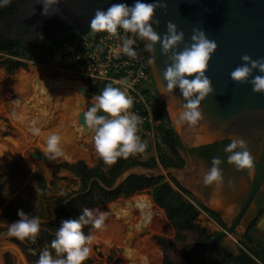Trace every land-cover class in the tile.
I'll return each instance as SVG.
<instances>
[{
    "label": "rangeland",
    "instance_id": "1",
    "mask_svg": "<svg viewBox=\"0 0 264 264\" xmlns=\"http://www.w3.org/2000/svg\"><path fill=\"white\" fill-rule=\"evenodd\" d=\"M1 61L2 59H0V264H5L7 261L12 264H29L21 247L13 241L15 237L7 235L9 223L19 219L17 210L38 216L40 222L52 221L58 198L64 194L78 191L81 186L78 177L70 171L60 168L63 163H74L81 160L88 167L102 163L105 169L111 165L104 164L96 153L92 136H89L91 133L85 132L84 128L83 132L78 129V126H81L78 121L79 109L74 107V104L76 105V101H81L78 87L87 85L83 83L81 75L73 66L67 64L65 59L57 55L52 58L49 64L29 61L27 69L18 68L14 73H8L1 65ZM37 72L51 79L69 81L74 87L71 88L70 94L62 90L60 102L57 98L51 102H38L34 97L33 87V84L37 82L33 75ZM21 76H25L28 82H22ZM23 90H28V94L21 99ZM69 98L72 100L68 101ZM14 99H19L22 104L29 107L34 105L33 109H36L37 112H35L42 118L40 122L43 124L40 131H49V134L41 132L38 135L32 134L26 123L29 121L35 125L37 121L33 120V117L28 119L22 116L14 108ZM62 103L68 104L67 108H64ZM95 103V96L91 98L87 96L85 109L87 110ZM52 133L61 137V147L72 156V160L57 158L54 162H50L33 157L35 151H40L45 155V141L47 136ZM140 138L146 144L145 151L139 153L140 159L149 160L153 156L157 157L160 140L156 131L147 133ZM186 149L187 147H184L180 150L185 165L179 170L165 169L161 165L153 168L133 166L127 169L123 175L163 176L177 189L172 181V178H175L192 192L193 197L187 196L192 202L195 204L202 202L223 210L226 213L225 221L228 223L240 202V194L237 196L224 195L222 199L218 200L217 197L220 194L216 191L217 189L220 191V185L216 186V189L214 185H203L202 178L208 169L194 155H188ZM39 175L46 181L45 195H42L36 180ZM241 178L242 183L246 185L244 172L241 174ZM143 193L148 194L153 200L149 189H144L135 191L130 196H122L107 204L88 209L96 215L113 202L120 201L125 204L127 199ZM156 207L161 208L157 204ZM197 223L210 233L217 234L222 231L217 223L209 219L203 212H200ZM89 228L93 241L90 245L89 258L84 264H135L139 255L149 257L150 264H162L164 251L155 239L156 236H162L169 240L168 255L175 263L181 264L184 252L197 237L195 232L188 231L183 241L176 240L174 238L175 229L166 214L165 217L158 216L152 219L146 230L131 239L123 224L114 217L106 216L102 229H92L91 225ZM258 237L264 243V232L259 233ZM235 238L237 239L236 236ZM227 246L231 247L233 251L238 249L230 245ZM207 264H209V260Z\"/></svg>",
    "mask_w": 264,
    "mask_h": 264
},
{
    "label": "clouds",
    "instance_id": "2",
    "mask_svg": "<svg viewBox=\"0 0 264 264\" xmlns=\"http://www.w3.org/2000/svg\"><path fill=\"white\" fill-rule=\"evenodd\" d=\"M42 3V14L47 16L53 6L61 0H37ZM9 3V0H0V7ZM161 5L159 3H145L143 0H134L132 5L112 3L106 9L95 10L89 22V29L93 32H105L109 37L118 36L121 40L118 52L130 59L137 57L133 45L137 41L143 42L147 53H155V44L159 42L161 54L167 57L163 79L166 82L165 90L172 93L178 88L184 102L174 118L176 124L197 125L204 117L201 111V102L214 92L212 82L206 75L212 55L217 50L215 41L210 40L201 28H194L190 37L191 43L185 44L182 50L178 45L184 42L183 31L169 21L166 23V32L160 36L153 28L159 26L154 12ZM35 9L33 8V12ZM32 12V13H33ZM118 29L121 30L118 33ZM135 39H134V38ZM243 63L230 72V78L237 83L247 82L252 91L264 93V57L252 59L242 55ZM149 62H152L150 56ZM254 70L260 75L253 76ZM190 77V78H189ZM251 77V78H250ZM96 103L83 112V126L92 133V142L100 159L106 165L114 164L119 158H128L143 153L146 144L138 135V126L141 121L138 115L130 111L133 100L126 94V90L105 86L95 97ZM102 113V114H98ZM34 135H38V127L31 128ZM45 156L55 161L57 158H67L61 147V137L55 133L47 136ZM226 162L239 170L254 171V159L247 143L240 137L231 138L224 147ZM222 161L219 157L211 158V166L205 172L202 183L205 186H219L223 181ZM66 200L64 203H67ZM19 217L9 223L7 235L19 240L35 242L41 231L40 218L17 210ZM105 213L94 215L88 208L81 209V214L75 218L60 221L54 233V239L39 254L36 264H84L90 255V245L93 241L91 231L85 234L84 227L91 225L92 229L104 227ZM52 251H49L48 249ZM141 264H149L148 257L141 258Z\"/></svg>",
    "mask_w": 264,
    "mask_h": 264
},
{
    "label": "water",
    "instance_id": "3",
    "mask_svg": "<svg viewBox=\"0 0 264 264\" xmlns=\"http://www.w3.org/2000/svg\"><path fill=\"white\" fill-rule=\"evenodd\" d=\"M133 2L134 0H61V3L53 6L51 13L45 16L42 14V3L37 0H19L16 14L0 17V35L10 40L28 41L41 37L50 29L82 30L88 28L95 10L106 9L112 3L132 5ZM143 2L166 5L155 10V19L159 20V26L153 25V28L163 36L167 22L176 24L185 36L184 42L178 45L177 50H182L185 44L191 43L190 37L194 28H201L208 38L217 44V50L212 55L206 72L214 92L201 102L204 119L197 125L175 123L174 118L178 116L184 100L178 88L173 89L171 94L165 90L163 71L167 57L161 54L159 42L155 44L154 54L147 53L149 58L152 57L151 71L157 91L165 102L171 123L183 147L196 148L240 137L247 143L255 159L256 168L250 175L251 188L241 211L236 215L234 223L209 243L210 264H218L216 248L219 241L228 240L234 234L235 225L252 204L257 191L264 188V93L253 92L252 86L247 82L237 83L230 78V72L243 63L242 55L246 54L252 59L264 57V0ZM20 29L26 30L23 36L16 35ZM255 75L260 73L254 70L253 76ZM78 89L81 93L78 121L83 126L88 87L82 85ZM83 128L88 132L84 126ZM33 157L49 160L40 151H35ZM128 176L130 175L122 174L113 189L119 187ZM258 227L264 230V214L258 222Z\"/></svg>",
    "mask_w": 264,
    "mask_h": 264
},
{
    "label": "trees",
    "instance_id": "4",
    "mask_svg": "<svg viewBox=\"0 0 264 264\" xmlns=\"http://www.w3.org/2000/svg\"><path fill=\"white\" fill-rule=\"evenodd\" d=\"M18 9L19 0H9L7 5L0 7V17L16 14ZM89 31H92L89 27L82 30L67 31L50 29L46 30L41 37L28 41L22 39L10 40L0 35L1 65L6 72L14 73L18 68L27 69L29 61L49 64L54 53L62 46L67 34ZM25 33L24 29H21L16 35L23 36ZM83 83L88 87V98L99 95L101 90L108 85L107 82L99 84L90 79H83ZM148 92L151 101V116L157 121L153 129L160 140L157 157L153 156L149 160H141L139 154H136L128 158H119L107 169L103 167L102 163L88 167L81 160L74 163H63L60 168L70 171L80 179V189L58 198L53 211L54 220L41 222V231L38 233L35 242L13 239L21 247L29 264H36L40 252L54 239L55 230L61 220L75 219L81 214L83 208L98 207L119 197L130 196L135 191L144 189H149L154 202L165 211L167 218L175 229L174 238L176 240L183 241L188 231L197 234L195 241L184 252L181 264H207L209 243L219 233H210L198 225L197 218L200 210L187 197H193V194L175 178H172V181L177 189L163 176L149 177L143 174H133L128 176L119 187L113 189L117 179L133 166L153 168L161 165L165 169H180L185 165V160L180 153L183 148L182 142L171 123L165 102L157 91L154 79H152ZM98 114L102 113L98 112ZM142 127L145 130L152 128L149 122L143 124ZM193 150L196 151L197 148H193ZM36 180L42 195H45L47 191L45 179L39 175ZM66 200L68 202L64 203ZM200 206L210 213L220 226H226L219 215L205 206ZM83 230L85 234H88L90 231L89 225L85 226ZM155 239L164 251L162 264H177L168 255L169 240L162 236H156ZM244 247L245 249H241L238 254H234L229 250L222 251L217 245V263L264 264V243L253 234L252 230L248 233L247 243L244 244ZM48 250L52 251L50 248ZM5 264L12 263L7 261Z\"/></svg>",
    "mask_w": 264,
    "mask_h": 264
},
{
    "label": "built area",
    "instance_id": "5",
    "mask_svg": "<svg viewBox=\"0 0 264 264\" xmlns=\"http://www.w3.org/2000/svg\"><path fill=\"white\" fill-rule=\"evenodd\" d=\"M120 43L118 36L109 37L105 32L69 33L52 58L60 55L77 70L82 79H90L99 84L107 82L108 85L126 90V94L133 100L130 111L136 113L141 121L138 135L142 137L153 132L157 123L150 111L148 90L153 79L150 58L144 50L143 42L138 40L133 45L137 52L135 59L118 52ZM146 122L151 124L150 130L142 127Z\"/></svg>",
    "mask_w": 264,
    "mask_h": 264
},
{
    "label": "bare ground",
    "instance_id": "6",
    "mask_svg": "<svg viewBox=\"0 0 264 264\" xmlns=\"http://www.w3.org/2000/svg\"><path fill=\"white\" fill-rule=\"evenodd\" d=\"M20 78L22 82H28L25 76H21ZM33 78L37 79V82L33 84V87L35 92L34 97L38 102H51L55 98H57V100L60 102L63 91L65 90L67 94H70L71 88L74 87L69 81L51 79L38 72L33 75ZM27 94L28 90H23L21 99H23V97ZM71 100L72 99L69 98L68 101ZM79 103L80 101H76V105L74 104V107L76 106V108L80 111L81 108L79 106ZM62 105L64 106V108H67L68 104L62 103ZM14 108L18 110L22 116H25L28 119H31L33 117V120L37 121L35 125L30 123L29 121L26 123L30 131L33 127H38L39 129H41L43 123L40 121H42V118L38 116V113H36V109H33L34 105L32 107H29L26 104H22L19 99H14ZM78 129L83 132L82 125L78 126ZM40 132L43 134H49V131ZM89 136H92V133ZM62 149L65 152V149ZM65 154L67 157L65 159L72 160V156H70L66 152ZM61 159L64 158H59V160ZM49 161L54 162L52 160ZM218 204L220 205V203ZM102 212L105 213V217H114L119 220L128 231L130 239L141 233L143 230H146L150 226L152 219L158 216L165 217L164 211L161 208L156 207L155 202L146 193L137 194L127 199L125 204H122L120 201L113 202ZM145 256L146 255H139L138 259L135 260V264H141V258ZM148 261L150 264L151 260L149 259V257Z\"/></svg>",
    "mask_w": 264,
    "mask_h": 264
},
{
    "label": "flooded vegetation",
    "instance_id": "7",
    "mask_svg": "<svg viewBox=\"0 0 264 264\" xmlns=\"http://www.w3.org/2000/svg\"><path fill=\"white\" fill-rule=\"evenodd\" d=\"M20 30H18V32H20ZM24 31L26 32V30ZM229 142H230L229 140H225V141L217 142V143L210 144V145L196 147L197 148L196 151H194L193 148L186 149L188 155H194L198 160L203 162V164L207 167V169L211 166V158L213 156L219 157L221 159L222 163L220 165V168L222 170L223 181L219 186L221 187L220 191H218V189L216 191V192H219L220 194L217 197L219 198L218 200L222 199L224 195L237 196L240 194V202L237 205V207L234 209L233 215L230 217V220L228 223L225 221L226 213L223 210L216 208V207H211L202 202L195 204L196 206H198L200 212H203L209 219L217 223V225L222 229L220 233L225 231L230 224L234 223L236 215L241 211L245 203L246 197L250 191L251 184H252L251 177H250L251 174H249L247 170L238 171L234 165H230L226 162L227 154L224 153L223 149ZM249 151H250V148H249ZM255 168H256V163L254 159V169ZM243 172L245 173L246 185L242 183L241 174ZM214 186H215L214 188L216 189V185ZM200 205L207 207L209 210L219 215V217L226 224V226L225 227L220 226L218 222L211 216V214L203 210V208ZM263 214H264V188H260L257 191L255 198L252 204L250 205V207L248 208V210L246 211V213L240 219L239 223L235 225L233 233L239 237V240L246 241L248 233L251 230L253 231V233L264 232V230H261L258 228V222ZM240 227H242V230L240 229ZM241 233H244V234L241 235Z\"/></svg>",
    "mask_w": 264,
    "mask_h": 264
},
{
    "label": "crops",
    "instance_id": "8",
    "mask_svg": "<svg viewBox=\"0 0 264 264\" xmlns=\"http://www.w3.org/2000/svg\"><path fill=\"white\" fill-rule=\"evenodd\" d=\"M96 97V96H95ZM172 184V183H171ZM173 186V185H172ZM259 228V227H258ZM240 229L242 230V227H240ZM260 229V228H259ZM262 230V229H261ZM244 233H241V235H243ZM256 237H258L259 236V233H253ZM235 236L237 237V239L235 238ZM259 238V237H258ZM225 243L224 245H223V243ZM247 243V239H246V241H241V240H239V237L236 235V234H233L232 236H230L229 237V239L228 240H222V241H219V243H218V247H220V249L222 250V251H225V250H229L230 252H233L234 254H238L240 251H241V249H245V247H244V244H246ZM230 245V246H232V247H235V248H238L237 249V251H233V250H231L232 248L231 247H229V246H227V245ZM209 263H210V256H209ZM208 260H207V262H208Z\"/></svg>",
    "mask_w": 264,
    "mask_h": 264
}]
</instances>
